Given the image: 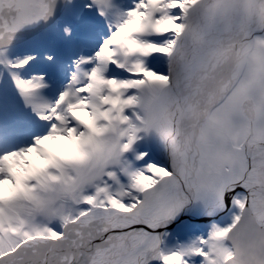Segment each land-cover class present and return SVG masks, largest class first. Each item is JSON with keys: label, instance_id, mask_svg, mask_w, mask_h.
<instances>
[{"label": "snow or ice", "instance_id": "1", "mask_svg": "<svg viewBox=\"0 0 264 264\" xmlns=\"http://www.w3.org/2000/svg\"><path fill=\"white\" fill-rule=\"evenodd\" d=\"M0 264H264V0H0Z\"/></svg>", "mask_w": 264, "mask_h": 264}]
</instances>
